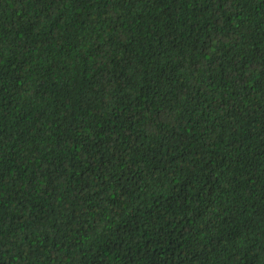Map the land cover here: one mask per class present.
Wrapping results in <instances>:
<instances>
[{
    "label": "trees",
    "instance_id": "trees-1",
    "mask_svg": "<svg viewBox=\"0 0 264 264\" xmlns=\"http://www.w3.org/2000/svg\"><path fill=\"white\" fill-rule=\"evenodd\" d=\"M0 264H264V0H0Z\"/></svg>",
    "mask_w": 264,
    "mask_h": 264
}]
</instances>
